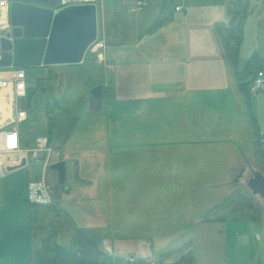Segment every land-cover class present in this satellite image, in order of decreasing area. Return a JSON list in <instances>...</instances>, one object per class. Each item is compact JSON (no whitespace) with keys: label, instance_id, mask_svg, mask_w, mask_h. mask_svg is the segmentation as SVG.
Masks as SVG:
<instances>
[{"label":"crops","instance_id":"1","mask_svg":"<svg viewBox=\"0 0 264 264\" xmlns=\"http://www.w3.org/2000/svg\"><path fill=\"white\" fill-rule=\"evenodd\" d=\"M256 7V35L249 38V46H244L243 34L241 65L256 50L264 58V0ZM259 13L263 18L260 35ZM96 15L106 42L105 62L96 64L101 71L106 69L105 63L112 64L114 70L113 78L98 77L103 87L101 108L90 111H102L106 129L120 137V142H108L107 161L99 166L100 172L105 166L100 193L111 200L113 192V200H119L116 190L121 192L129 185L134 186V192L140 190L138 197L132 198L139 202H189L196 191L223 186L221 196L212 201L206 196L211 202L203 211L207 212L231 195L258 162L256 133L264 131V92L245 94L239 90L215 31V23L226 20L225 0H190L189 4L183 0H146L136 12H129L125 0H104ZM84 62L83 58L73 64ZM66 65L72 64L53 68L59 73V67ZM55 137L54 159L64 160L66 167L71 160L61 152L65 137ZM76 165L77 182H68L69 191L75 185L93 188L92 178L79 175L78 161ZM6 166H0V180ZM2 184L0 202L4 208L8 199ZM170 186L177 189L172 199L167 197ZM25 190L26 184L13 196L15 201H26ZM184 208L178 204L172 214H144L147 220L136 222L140 228L132 231H183L193 220ZM66 210L73 224L79 226L76 228L92 233L127 232L118 228L123 217L100 215V219H93L86 211ZM23 212L20 219L15 210H0V264H28L37 245L29 224V208ZM102 243L109 248L104 238Z\"/></svg>","mask_w":264,"mask_h":264},{"label":"rangeland","instance_id":"2","mask_svg":"<svg viewBox=\"0 0 264 264\" xmlns=\"http://www.w3.org/2000/svg\"><path fill=\"white\" fill-rule=\"evenodd\" d=\"M189 1L183 0L186 4H189ZM258 2L259 0L249 1V10L243 27L244 46L248 45V40L252 35H256V31L253 30L256 20L253 16L257 14L256 4ZM58 72L60 76L54 81L52 90L37 93L32 97L31 106L27 108V121L21 129L26 141L30 143L28 146H33L38 138L48 133L49 122L48 116L44 112V103L58 101L59 106L55 108L53 114L55 118L53 132L56 136L54 137L58 140L65 137L61 152L63 157L71 160H68L66 165L67 182H77L74 174L78 167L76 165L78 161L79 175L91 177L95 184L93 188L75 185L72 191L63 192L59 199L63 207L73 211H86L93 219H100L98 217L100 215H115L117 219L123 217L120 219L122 226L118 228L127 232L99 233L108 242L106 245L110 246L115 255L122 259L127 256H138L153 260L155 264H170L179 258L180 251L188 245L195 264H264V204L259 195L252 194L246 183L252 170H259L264 175L263 163L256 162L249 169L243 182L237 187L252 202L253 212L244 209L232 213L228 208L221 209L219 213L223 214L225 219L202 221L203 215L206 213L203 212L204 209L211 204V202H207L206 196L211 201L221 196L223 186L210 188L207 192L205 190L203 192L196 191L193 201L189 202H139L132 198H135L140 190L137 189L134 192V186L126 185L122 187L121 192L116 190L119 193L117 195L119 200H113V192L111 196L109 195L111 200H107L105 194L100 193L104 188L102 183L105 179V166L101 172L99 166L107 161L108 142H120V137L106 129V115L102 111H90L88 100L91 89L100 81L98 77L101 80L110 79L113 78V73L107 69L101 71L99 66L91 60V57L85 58V62L80 65L72 64L59 67ZM36 73H38L37 70ZM109 124L112 125V122ZM35 164L29 160L25 165L15 169L7 170L5 168V179L0 180V183H4L2 185L8 199L4 208L10 212L15 210L20 219L21 211L25 213L26 210L27 212L28 208L30 209V204L23 199L15 201L13 196L22 192V185L26 184L27 186L28 180L33 177L35 169L38 167ZM90 165L94 166L92 170H90ZM47 175L49 180L52 177L55 178L54 172L50 169L47 171ZM96 189L97 191H95ZM173 196H177V189L170 186L167 197L172 199ZM1 203L0 210H3V203ZM178 204L184 205L186 208L183 211H188L191 217L193 216L191 225L185 230L177 232L132 231L140 228L137 224L140 223L139 221L147 220L142 215L151 212L164 215L170 212L172 214ZM153 205L156 208L148 207ZM159 206H166V209H159ZM73 227L75 228H64L58 235L57 242L67 245L76 227L79 226L74 225ZM41 235L42 232L38 231L34 237L31 236L35 244L39 243ZM103 247L107 249V246L103 245Z\"/></svg>","mask_w":264,"mask_h":264},{"label":"trees","instance_id":"3","mask_svg":"<svg viewBox=\"0 0 264 264\" xmlns=\"http://www.w3.org/2000/svg\"><path fill=\"white\" fill-rule=\"evenodd\" d=\"M249 1L225 0L226 20L215 23V31L219 35L226 56L232 65L236 85L245 94L249 93L250 84L256 72L264 69V58L260 56L258 50L254 51L244 64L241 65L239 62V50L243 39L244 21L249 10ZM40 2L58 5V0H42ZM262 22V13H259L257 17V32L259 35ZM87 57L91 56L86 54L85 58ZM53 67V65L24 67L27 75V95L25 99L27 108H30V101L35 94L53 89L54 81L60 76ZM36 70L38 73H36ZM58 106L57 100L44 103V112L48 116L49 122L48 133L46 134L49 145L54 140L55 118L53 114ZM25 144L30 143L25 141ZM255 155L259 163H264V150L260 149L257 141ZM34 163L38 167L35 169L32 178H38L40 176L41 160ZM58 198L59 196H55L53 201L47 205H35L28 202L30 204L29 224L31 230L34 234L38 231L42 232L39 243L33 248L28 264H121L123 259L117 257L114 251L113 254L105 252L102 245L103 237L99 233L76 228L67 245L57 242L61 230L66 227L75 228L69 212L61 205ZM225 208H228L232 213L244 209L252 212L254 210L252 202L242 194L240 189L236 188L230 196L209 209L203 215L202 221L225 219L223 214L219 213L221 209ZM216 213L220 215L214 216L213 214ZM134 264L146 263L141 257ZM170 264H195L189 246L186 245L180 251L179 258Z\"/></svg>","mask_w":264,"mask_h":264},{"label":"water","instance_id":"4","mask_svg":"<svg viewBox=\"0 0 264 264\" xmlns=\"http://www.w3.org/2000/svg\"><path fill=\"white\" fill-rule=\"evenodd\" d=\"M11 29L0 38V66L37 67L42 65L80 63L87 46L97 35V15L94 4H73L54 8L45 4L13 1L10 4ZM103 87L95 85L90 91L89 107L101 108ZM6 166L7 170L25 164ZM56 172L55 193H68L64 160L49 165ZM252 194L259 195L264 204V175L252 170L247 179Z\"/></svg>","mask_w":264,"mask_h":264},{"label":"built area","instance_id":"5","mask_svg":"<svg viewBox=\"0 0 264 264\" xmlns=\"http://www.w3.org/2000/svg\"><path fill=\"white\" fill-rule=\"evenodd\" d=\"M104 0H58L59 7L70 4H95L101 6ZM127 9L136 12L144 7L146 0H125ZM179 9V6L176 7ZM11 28L9 0H0V38ZM106 42L103 36L96 37L87 47V52L99 63L105 62ZM1 57V50H0ZM113 70L112 64H106ZM249 91H264V69L253 76ZM27 95V75L22 67L0 66V166L41 160L40 176L27 182V202L35 205H47L53 201V192L46 178L47 166L54 160V147L49 145L47 136L40 137L33 146L25 144L22 125L28 118L25 106ZM258 143L264 149V131L258 133ZM42 154V156H41ZM128 258L125 264H132ZM147 264H154L148 260Z\"/></svg>","mask_w":264,"mask_h":264},{"label":"flooded vegetation","instance_id":"6","mask_svg":"<svg viewBox=\"0 0 264 264\" xmlns=\"http://www.w3.org/2000/svg\"><path fill=\"white\" fill-rule=\"evenodd\" d=\"M13 1H25V2L36 3L37 1H42V0H9V7H10V4H11ZM52 185H55V184L53 183Z\"/></svg>","mask_w":264,"mask_h":264}]
</instances>
